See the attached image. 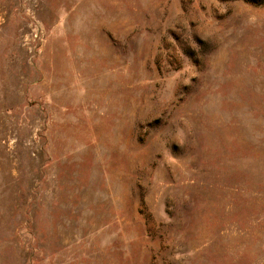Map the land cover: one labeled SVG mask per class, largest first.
I'll return each mask as SVG.
<instances>
[{"label": "rangeland", "instance_id": "obj_1", "mask_svg": "<svg viewBox=\"0 0 264 264\" xmlns=\"http://www.w3.org/2000/svg\"><path fill=\"white\" fill-rule=\"evenodd\" d=\"M0 264H264V0H0Z\"/></svg>", "mask_w": 264, "mask_h": 264}]
</instances>
